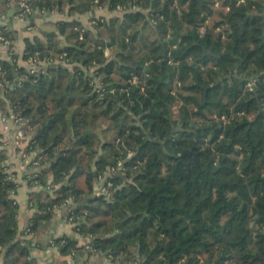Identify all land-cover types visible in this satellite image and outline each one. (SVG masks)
Segmentation results:
<instances>
[{"label": "trees", "instance_id": "trees-1", "mask_svg": "<svg viewBox=\"0 0 264 264\" xmlns=\"http://www.w3.org/2000/svg\"><path fill=\"white\" fill-rule=\"evenodd\" d=\"M21 1L0 0V14ZM24 1L33 11L117 12L24 38V61L66 64L30 72L13 51L0 60V109L24 120V154L35 152L27 231L69 202L84 242L53 238L62 255L264 264V0ZM12 40L0 25V44ZM192 147L198 164L182 154ZM5 158L0 146V264H35ZM97 178L107 196L92 193Z\"/></svg>", "mask_w": 264, "mask_h": 264}, {"label": "crops", "instance_id": "crops-1", "mask_svg": "<svg viewBox=\"0 0 264 264\" xmlns=\"http://www.w3.org/2000/svg\"><path fill=\"white\" fill-rule=\"evenodd\" d=\"M9 9L10 8L7 9L4 15L0 14V25H7L6 21L9 18L13 25L12 30H10L13 40L11 41V44H0V60H9L11 56L10 52L13 51L16 63L19 67L27 66L26 62L22 59L24 38H33L34 36H37L39 39L44 40L45 35L43 32L55 31L44 29V25L55 28L52 26L53 22L69 20L72 18L78 19L86 25L91 18L97 16H104L107 18L114 16L117 13L116 11H110L106 8H96L92 12L74 15H69L65 10H34L26 20L18 18L14 8L13 16L8 17L7 12ZM100 10V15H97V12ZM32 15H34V17H32ZM27 142L28 137L15 139L13 126H11V130L8 132H0V146L5 149L6 153V158L4 160L5 169L7 172L13 174V180L17 184V188L12 194V197H14L18 204L17 222L19 235H22L23 229L27 225L33 212V209L29 207L27 202L29 187L27 185L26 176L35 170L30 166V162L35 157V152L24 154ZM101 183L102 178L94 180L93 194H96L99 190ZM61 236L75 238L78 241V244L84 242V239L78 233L73 231V226L65 220V209L62 207L55 209L49 219L41 221L39 227L32 234L31 240L33 246L31 248V255L35 259V264H113L103 256L88 255L86 253L74 256L60 254L56 248L49 246V239Z\"/></svg>", "mask_w": 264, "mask_h": 264}, {"label": "built area", "instance_id": "built-area-1", "mask_svg": "<svg viewBox=\"0 0 264 264\" xmlns=\"http://www.w3.org/2000/svg\"><path fill=\"white\" fill-rule=\"evenodd\" d=\"M17 11V17L20 19H28L29 15L31 13H33V10L30 8V6L24 1L22 0L18 7L15 9ZM95 18V17H94ZM94 23V20H92V18L88 21V23L85 25V27L90 26L91 24ZM4 44H7V42H3ZM109 49L106 48L104 50L105 55H109ZM27 66L26 68L29 69L30 72H35L38 71L40 68H43L49 64H66L65 60L62 58L59 59H48V60H36L35 58L29 59L27 61H25ZM6 81V80H5ZM137 81V75H131L129 82L130 84L136 83ZM7 82V83H6ZM5 85L8 86L9 88L12 86L8 81H6ZM3 78H2V73H1V67H0V98L5 99L4 96V89H3ZM100 86V85H99ZM99 88V87H98ZM101 89V87H100ZM143 89V87H142ZM111 92L113 90H110ZM127 92V89L124 90ZM13 108L9 105H7V112L2 111L0 109V132H8L9 130H11V126H13L14 128V137L15 139H21L24 138V134L22 131V126L24 125V120L17 116L16 114H14L13 112ZM35 158V157H34ZM31 163L33 164L32 168L36 170L35 161H31ZM35 167V168H34ZM122 170V166L119 165L116 168L114 167H110L108 169V173H113L115 171H117L118 173H120ZM7 172V171H6ZM9 173V172H8ZM10 176L12 175L11 173H9ZM105 179L102 178V183H101V187L99 188V190L96 192L97 195H106L107 196V189L106 186L104 185ZM106 184H109L108 182ZM75 206V204L72 203H67L65 205L62 206L63 209H65V220L71 224L72 226L75 225L77 222L73 221V215L71 214L73 207ZM25 237L26 238H31L32 237V233L27 231V228L24 227L23 229ZM53 239H49V246L56 248L55 245L53 244Z\"/></svg>", "mask_w": 264, "mask_h": 264}, {"label": "water", "instance_id": "water-1", "mask_svg": "<svg viewBox=\"0 0 264 264\" xmlns=\"http://www.w3.org/2000/svg\"><path fill=\"white\" fill-rule=\"evenodd\" d=\"M13 14H14V9H13V8H10V9L8 10V12H7L8 17L13 16ZM32 17H34V15H32ZM38 17H39V16H38ZM6 22H7V25H8V27H9V30H12L13 25H12L11 21L9 20V18L7 19ZM43 28L46 29V30H48V31H54V30H55V28H53V27H48V26H45V25L43 26ZM8 46H9V45H8ZM13 75L15 76V73H14V72H13ZM184 153L191 154V155L193 156L195 162L198 164L197 155H196V152L193 150V147L190 148V149H184V150L182 151V154H184ZM206 168H207V166H206Z\"/></svg>", "mask_w": 264, "mask_h": 264}, {"label": "rangeland", "instance_id": "rangeland-1", "mask_svg": "<svg viewBox=\"0 0 264 264\" xmlns=\"http://www.w3.org/2000/svg\"><path fill=\"white\" fill-rule=\"evenodd\" d=\"M100 13H101V10L97 12V15H100ZM251 85H252V84H251Z\"/></svg>", "mask_w": 264, "mask_h": 264}]
</instances>
